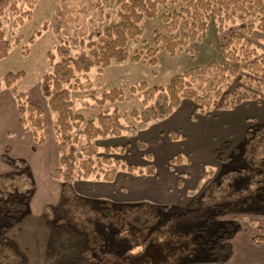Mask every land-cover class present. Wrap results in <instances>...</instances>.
I'll return each mask as SVG.
<instances>
[{
  "label": "trees",
  "instance_id": "16d2710c",
  "mask_svg": "<svg viewBox=\"0 0 264 264\" xmlns=\"http://www.w3.org/2000/svg\"><path fill=\"white\" fill-rule=\"evenodd\" d=\"M37 1L25 0L26 10H20L16 3L0 0V19L9 10L16 17V23L21 25L24 18L31 19ZM113 1L117 6L119 21L111 27L97 30L86 42L80 39L79 45L87 52L73 56L70 46L61 42L46 54L51 69L41 78L40 90L54 116L58 156L57 165L50 176L60 184L63 199L62 216L52 223L65 224L82 236L81 255L87 258L85 264H177L191 255L197 245L206 253L209 261L224 263L231 255L230 245L226 241L234 231L231 232L227 224L215 222L209 208L225 202L233 192L247 196L256 194L262 188L264 160H251L254 156L251 148L247 150V166L227 169L217 180L209 183L201 198H192L184 212L173 213L164 222L158 208L147 202L119 209L88 206L77 196L74 185L87 180L112 183L119 171L141 178L155 177L156 171L152 165L142 169L109 157L114 152L123 153L125 149L121 146L104 147V154L99 156L94 141L134 134L151 122L165 120L183 100L191 101L194 113L201 115L217 108L232 110L249 99L259 101L262 97L264 53L260 54L249 37L255 32L264 35V0ZM168 7L172 9L168 10ZM156 18L162 24V30L152 32L151 45H144L140 51L130 55L128 45L137 42L143 35L142 23ZM210 21L214 22L217 32L226 29L227 24H238V31L231 29L220 46L223 63L212 62L189 68L171 76L165 87H149L145 82L132 85L129 92L139 95L143 107L141 111H131L136 127L123 125L116 109L105 110L90 120L75 113L71 93L84 90V86L91 83L87 78L91 69H96L99 78L112 62H143L153 68L157 65L160 50L171 57L182 51L190 53L188 46L205 36ZM40 34L41 31L36 33L37 36ZM16 43H19L18 39ZM10 48L0 20V61L8 56ZM24 77L23 71L9 72L4 76L3 84L14 98L20 124L31 133L35 144H43V111L29 101L24 91L14 86ZM204 83L207 88L203 87ZM224 87L229 90L224 91ZM252 89L259 95L251 92ZM124 97L121 89L111 88L92 98L99 108H103L107 104L122 102ZM168 137L175 141L181 136L169 133ZM136 146L144 153L143 158L152 160L143 142L137 141ZM226 146V142L221 141L219 148L214 150L217 161L227 163L231 160H221ZM4 159L12 166L18 163L26 166L22 160ZM182 161L180 154L171 160L175 164ZM23 170L22 174H0L1 230L19 224L29 213L32 183L27 166ZM16 180L20 184L16 185ZM6 184L8 186L5 188ZM19 187L23 191L16 193ZM42 217L47 218L44 213ZM187 220L197 223V237L192 231L187 234L172 231L173 225ZM47 223H50L49 220ZM260 240L255 238L254 241ZM0 264H25V261L14 246L0 241Z\"/></svg>",
  "mask_w": 264,
  "mask_h": 264
},
{
  "label": "rangeland",
  "instance_id": "374dc122",
  "mask_svg": "<svg viewBox=\"0 0 264 264\" xmlns=\"http://www.w3.org/2000/svg\"><path fill=\"white\" fill-rule=\"evenodd\" d=\"M9 1L16 3L20 10H26L25 0ZM167 9L171 10L172 7ZM15 19L16 17L9 10H6L3 18L0 19L5 38L11 44L8 56L0 61V95L6 98L3 100L10 105H14V98L10 90L4 87L3 78L9 72L25 73V77L17 81L14 86L24 91L29 101L42 109L43 135L44 140L48 142L45 146L48 148L50 145L53 161L52 168L47 170L35 158L32 150L26 153L29 157V165L28 163L25 165L28 172H31L29 175L32 183L30 211L19 224L0 229V241L14 246L23 255L25 264H85L87 258L81 255L84 243L82 236L65 224L52 223L62 216L63 199L60 196V184L50 176L58 158L55 153L54 116L41 93L40 82L51 69L46 57L47 52L54 50L61 42L70 46L73 56L87 52L79 45L80 39L86 42L97 30L116 24L119 21L117 6L113 0H38L32 10L31 19L24 18L21 25H18ZM226 26L222 32H217L214 22L210 21L205 36L199 42L190 43L188 46L190 53L182 51L171 57L160 50L157 54V65L153 68L147 67L143 62L131 63L128 60L123 63L112 62L102 71V77L99 78L96 69H91L87 74L91 83L85 85L84 90L71 93L75 113L81 114L85 120H90L105 110L116 109L123 125L136 127L137 123L131 116V111H141L143 107L139 95H132L129 88L140 82H145L149 87H165L171 76L189 68L212 62L223 63L220 46L228 38L231 29L238 31V24ZM142 28L141 38L128 45L127 51L130 55L140 51L144 45H151L152 32L162 30V24L156 18L144 21ZM38 31H41L39 36L36 35ZM263 38L264 35L257 32L249 37L260 54L264 53ZM17 39L19 43H16ZM261 80V99L246 100L232 110L217 108L201 115L194 113V104L191 101H185L186 106L189 108L190 105L192 106V109H189L188 121H191L193 130H196V147H192L190 143L194 140L190 139L191 136L186 139L181 130H172L175 126L186 124L184 106L174 111L176 115L171 113L172 115L170 114L171 116L169 115L170 117L168 116L169 118L164 121L151 122L134 134L95 140L94 144L99 156L104 154V147L121 146L125 149L123 153L114 152L109 154V157L142 169L152 165L155 167L156 175L141 179L136 175L119 171L115 181L110 184L95 180L77 182L75 184L77 196L86 205L97 209L134 207L147 202L158 208L162 222L173 213L184 212L189 201L192 198H201L209 183L217 180L227 169L247 166L245 159L249 148L254 152L251 160H264V76ZM203 87L207 88L206 83ZM111 88L121 89L125 96L124 100L99 108L92 97H98L104 90ZM223 90L229 89L224 87ZM251 92L259 95L254 89ZM10 129L13 130L12 127ZM168 129L171 131L163 133ZM261 130L263 131L260 132ZM160 131L161 138L156 137L155 140L168 142L169 133H176L181 137L176 142L152 144L154 150H150L151 154H149L152 160L143 158L144 154H139L136 142L140 140L149 148L150 141H155L150 138L155 132ZM25 136L30 147L38 150L31 140L29 131H26ZM16 137V132L6 137L11 151L14 149ZM251 138L254 139L249 142L248 139ZM24 140L25 137L20 142ZM221 141L227 144L221 160L230 158L227 163L215 159L214 150L219 148ZM43 149L44 147L40 154L48 155L49 149L48 151ZM178 153L183 157L182 163H172L171 160ZM8 166V172L4 174L15 172L22 174L26 167L19 163L16 166L10 164ZM15 184L20 183L16 180ZM7 186L8 184L5 188ZM20 191H23L22 187L15 190L16 193ZM237 194L238 192H233L228 200L211 205L209 210L215 222L227 224L231 228L230 231H234L226 241L230 245L234 259H230L231 261L225 264H255L258 258L264 256V251L260 250L264 244L253 242L255 238L264 237V183L256 194L247 196H244L245 193ZM43 213L47 218L42 217ZM171 229L175 234H187L192 231L194 237H197L198 233L197 223L189 220L179 222ZM177 264L218 263L209 261L206 253L197 245L191 255L179 260Z\"/></svg>",
  "mask_w": 264,
  "mask_h": 264
},
{
  "label": "crops",
  "instance_id": "0c3cea01",
  "mask_svg": "<svg viewBox=\"0 0 264 264\" xmlns=\"http://www.w3.org/2000/svg\"><path fill=\"white\" fill-rule=\"evenodd\" d=\"M3 99L6 100V98H4L2 95H0V174H4L5 172H8L7 167H9L8 166L9 163L4 159L5 157H7L10 160H22L25 163H28L29 157H27L26 153L27 152L29 153L30 150H32V154L35 155V158L40 161L39 163L43 164V168L44 169L49 170L50 168H52L51 166H52V161H53V155H52L53 153L50 151V145H48V148H47V146H45V144H47L48 142L44 141L43 144H35L33 139H32V135H31V140H32L33 144L36 145L38 150L32 149V147H30V145H29V143L27 141L28 138L25 136L26 131L24 130V128L22 127V125L19 122V116H18V112H17V109H16V104L14 103V105H10L9 102H7V101H5ZM185 101H187V100L182 101L178 108L184 106V110H185L186 117H187V122H186V124L184 126H178V127L175 126L172 130H181L183 132L182 135H184L183 137H185L186 139L188 138V136H191L190 139L191 140L194 139V140H193V142H190V143H191L192 147H196V130H193V128H192L193 124L191 123V121L190 122L188 121L189 109L190 108L192 109V106L190 105V108H189V106H186ZM177 109H175L174 111H176ZM174 111L172 112V114L174 113ZM173 115H176V113H174ZM174 117H176V116H173V118ZM162 121H164V120H162ZM11 127L13 128V130L10 129ZM170 131L171 130L168 129V130H165L163 133L170 132ZM13 132L17 133V137H16V141H15V144H14V149L11 151L10 145L7 144V141H6L7 138L6 137L7 136L10 137V135H12ZM161 134H162L161 131L159 133L155 132V134L152 135L153 137L150 138V139H154L155 140L156 137L157 138L158 137L161 138L160 137ZM24 137H25V140L20 142ZM177 140H175V142ZM171 141L172 140H170V139H169L168 142L167 141L166 142L165 141H161V139H157L155 141L151 140L149 148L146 145V148H147L146 149V153L147 154H151L150 150H154V148H152V144H154V143H157V144L158 143H162V142L163 143H170ZM43 147L45 149V150L43 149L44 151H48V149H49V154L48 155L40 154V152L42 151ZM137 150L139 151V154H144L138 148H137ZM55 153H56V156H57L56 145H55ZM178 154H181V153H178ZM57 162H58V158H57ZM28 165H29V163H28ZM51 171H52V169H51ZM118 174H119V172H118ZM118 174L116 175V177L118 176ZM30 175H31V172H30ZM138 178H141V177H138ZM147 178H149V177L141 178V179H147ZM78 182H82V181H78ZM103 183H105V182H103ZM107 184H110V183H107ZM74 187H75V185H74ZM75 191H76V188H75ZM29 204H30V200H29ZM253 242H254V244H264V237H261V240L258 241V242H256V241H253ZM260 250L264 251V246H263L262 249L260 248ZM236 255H237V252H236ZM230 259L231 260L234 259L232 254L230 255V257L224 263H221V264L227 263ZM255 264H264V256L263 257L261 256L260 258H258L255 261Z\"/></svg>",
  "mask_w": 264,
  "mask_h": 264
}]
</instances>
